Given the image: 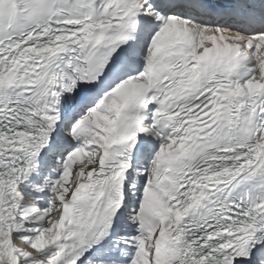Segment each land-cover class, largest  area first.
I'll use <instances>...</instances> for the list:
<instances>
[{
	"label": "snow or ice",
	"instance_id": "snow-or-ice-1",
	"mask_svg": "<svg viewBox=\"0 0 264 264\" xmlns=\"http://www.w3.org/2000/svg\"><path fill=\"white\" fill-rule=\"evenodd\" d=\"M0 264H264V0H0Z\"/></svg>",
	"mask_w": 264,
	"mask_h": 264
}]
</instances>
